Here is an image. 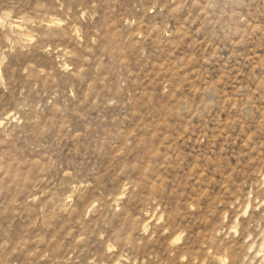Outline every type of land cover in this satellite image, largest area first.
Masks as SVG:
<instances>
[{
  "label": "rangeland",
  "instance_id": "1",
  "mask_svg": "<svg viewBox=\"0 0 264 264\" xmlns=\"http://www.w3.org/2000/svg\"><path fill=\"white\" fill-rule=\"evenodd\" d=\"M0 264H264V0H0Z\"/></svg>",
  "mask_w": 264,
  "mask_h": 264
},
{
  "label": "bare ground",
  "instance_id": "2",
  "mask_svg": "<svg viewBox=\"0 0 264 264\" xmlns=\"http://www.w3.org/2000/svg\"><path fill=\"white\" fill-rule=\"evenodd\" d=\"M53 25V24H52ZM50 27V26H49ZM54 27V26H53Z\"/></svg>",
  "mask_w": 264,
  "mask_h": 264
}]
</instances>
